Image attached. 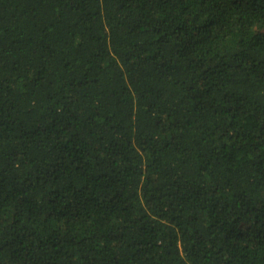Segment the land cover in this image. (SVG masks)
I'll return each mask as SVG.
<instances>
[{
  "label": "trees",
  "instance_id": "trees-1",
  "mask_svg": "<svg viewBox=\"0 0 264 264\" xmlns=\"http://www.w3.org/2000/svg\"><path fill=\"white\" fill-rule=\"evenodd\" d=\"M0 264H264V0H0Z\"/></svg>",
  "mask_w": 264,
  "mask_h": 264
}]
</instances>
